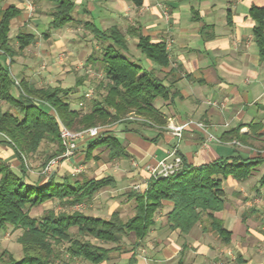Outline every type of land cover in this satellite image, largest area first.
<instances>
[{
  "label": "crops",
  "instance_id": "1",
  "mask_svg": "<svg viewBox=\"0 0 264 264\" xmlns=\"http://www.w3.org/2000/svg\"><path fill=\"white\" fill-rule=\"evenodd\" d=\"M69 1L74 4L73 21L63 29L52 30L56 1L0 0V16L11 6L20 10L11 21V45L18 50L19 37L30 36L33 41L22 51L23 58L45 60L51 73L47 75L49 79L57 76L56 85L48 87L66 89L63 86L69 71L66 67L73 63L64 60L65 66H58L55 56L60 51L68 52L70 57L87 55L89 60L94 50L110 44L99 41L94 30L112 28L125 35L128 56L133 61L147 70L159 71L160 77L167 78V85L169 72L175 78L173 95L155 104L168 119L165 126L145 118L148 122L125 118L123 122L103 126L124 147L120 157L112 159L106 148L95 149L89 157L88 140L76 158L54 169L52 176L60 178L58 181L63 177L74 182L113 180V186L102 189L86 202L90 211L87 215L108 220L119 213L123 220L131 219L137 207L134 194L147 189L146 168L163 159L174 146L194 167L221 160L260 162L246 179L220 177L226 205L215 217L231 234L230 238H223L212 229L207 217L187 235L180 230L172 231L168 214L173 203L163 201L155 224L141 246H135L134 240L130 249L113 251L117 257L112 263L264 264V60L254 36L257 22L251 14L253 8L264 10V0H142L141 6L133 0ZM139 35L148 37L152 44L166 46L168 68L153 65L144 57L137 48ZM13 36L16 43L12 42ZM83 40L94 41L90 50L87 44H81ZM101 57L90 66H101ZM6 64L14 78L20 72L15 69L16 58ZM21 76V80H28ZM83 80L81 76L75 86H81ZM68 102L73 111L87 112L83 111L84 102L74 104L69 99ZM189 120L202 124L204 129L191 126L181 140L167 129L170 122L184 124ZM233 130H239L245 141L231 139L229 134ZM0 158L18 171L20 162L2 135ZM82 161L86 163V172L74 174Z\"/></svg>",
  "mask_w": 264,
  "mask_h": 264
},
{
  "label": "trees",
  "instance_id": "2",
  "mask_svg": "<svg viewBox=\"0 0 264 264\" xmlns=\"http://www.w3.org/2000/svg\"><path fill=\"white\" fill-rule=\"evenodd\" d=\"M50 1L58 4L50 27L60 30L73 21L74 4L69 0ZM133 1L142 5V0ZM19 13V9L11 6L0 16V58H3L0 61V101L8 105L7 109L0 106V135L20 162L17 171L0 158V230L11 226L22 231L18 242L22 246L23 257L16 260L11 253L5 252L0 256V264H53L58 258L56 249L64 244H68L65 252L72 260L108 264L113 251L125 249L123 243L126 238L134 236L135 246H141L155 224L156 213L162 208L163 201L173 203V209L168 214L172 231L180 230L187 235L207 217L212 229L223 238H230L231 234L215 217V213L221 212L226 205L220 177L246 179L259 161L221 160L194 167L181 155L183 167L179 173L150 180L145 192L134 194L136 213L128 221H124L119 213L105 220L80 211H49L40 219L31 217L30 209L50 200H58L67 207L91 201L102 189L113 186V180L103 178L74 182L68 177H63L61 181L51 177L32 181L25 164L26 157L38 153L44 143L57 147L49 161L61 156L65 151L60 137L62 126L72 131H83L123 122L131 113L165 126L168 119L155 104L157 100H167L173 95L175 78L169 72L167 85V78L160 77L159 71L154 68L147 70L133 61L128 56V41L119 29L94 30L99 41L110 43L104 47L99 60L107 82L106 93L101 100H94L86 113L73 111L67 99L72 89L37 87L26 79L19 83L14 80L6 63H13L33 41L30 36L24 35L19 37L18 50L11 45V21ZM251 14L257 22L254 36L264 60V10L253 8ZM138 40L137 48L150 63L160 68L170 66L164 44H152L148 37L142 35L138 36ZM96 61L94 56L89 59L90 64ZM229 135L231 139L245 141L239 130H233ZM97 148H106L112 159L124 152L122 144L110 132L90 140L87 149L89 157ZM73 228L77 229L76 234L71 232ZM88 238L115 246L105 248ZM225 242L229 244L227 239Z\"/></svg>",
  "mask_w": 264,
  "mask_h": 264
},
{
  "label": "rangeland",
  "instance_id": "3",
  "mask_svg": "<svg viewBox=\"0 0 264 264\" xmlns=\"http://www.w3.org/2000/svg\"><path fill=\"white\" fill-rule=\"evenodd\" d=\"M64 28V27H63ZM62 28V29H63ZM12 42L16 43V36H13ZM91 42L94 43V41H88L83 40L81 44H87L88 48L90 50ZM15 45V44H13ZM96 47V46H95ZM105 47V46H104ZM104 47H102L100 50L96 51L94 50L93 56L96 59H99L104 51ZM17 49V48H16ZM60 54H57L55 58H58L57 65L58 66H65L66 62H69L72 65H68L69 71L65 74V80L63 81V86L66 89H72V93L68 95V99L71 102H74V104H79L81 102H84L85 106L83 107V111H89L90 107L92 106V102L94 100H101V97L106 93L105 84L107 83L104 79V74L101 70V66L98 67H91L89 60H86L89 58L87 55H84L81 58L77 57H70V54L68 52L63 53V51H60ZM100 52V54H99ZM24 53L22 52L20 56L16 57V70H20V72L17 74L16 70L14 71L16 73V76L14 75V80L16 83H19L21 81V75H25V77L28 79V81L34 83L37 87H48L50 85L55 86L57 81V76L52 75L54 79H49L47 76L48 72L47 68L49 65L46 64L45 60L40 59H28L27 57H24ZM39 58V57H38ZM65 60V63H62V61ZM25 69H22L23 67ZM51 69V68H50ZM22 70V71H21ZM47 72V73H45ZM23 73V74H22ZM51 74V73H50ZM49 74V75H50ZM85 75V77H83ZM84 78L82 81V85L76 87V81L80 78ZM62 84V82H60ZM18 86V85H17ZM16 86V87H17ZM17 89V88H16ZM14 89V93H17V90ZM91 94L90 98H87L86 95ZM0 106H2L4 109L8 108V105L4 104L0 101ZM134 114V113H132ZM136 115V114H134ZM133 115H129L126 117L128 119ZM87 142V141H86ZM82 144H85L84 142H81L78 147V151L76 154V157L79 154V151L81 150ZM57 150V147L51 146L47 143H44L40 151L36 153L33 156H29L25 158V164L28 168V172L30 177L32 178H43V180L46 178L45 175H43V171L45 169L46 164L49 162V158L53 155V153ZM75 157V158H76ZM81 168L82 171L86 172V163L81 162ZM53 177V176H52ZM58 178V177H57ZM50 179V178H49ZM60 178H58L59 180ZM82 205V206H81ZM80 207H67L63 206L58 200H53L51 202H46L42 206L35 207L33 209H30V215L31 217L40 219L49 211H54L56 213L60 212H68L73 213L75 211H80L84 214H88L89 211V205L87 203L81 204ZM125 221V220H124ZM73 234L77 233V229L73 228L71 230ZM22 235L21 230H16L11 226H7L5 229L0 230V256L5 253H11L16 260H21L23 257L22 252V246L18 242L19 237ZM88 240H91L94 244L104 246L105 248H113L115 245L111 244H103L102 242H98L94 239L88 238ZM135 240L134 236H131L129 238H126L123 243L124 250H128L132 247V243ZM68 247V244H64L60 247H58L56 250L58 252V258L55 259V262L53 264H89L83 260L80 259H71L69 255L65 252V249ZM123 250V251H124ZM114 257V258H113ZM116 255L112 252L110 254V262L108 264H113L112 262H115Z\"/></svg>",
  "mask_w": 264,
  "mask_h": 264
},
{
  "label": "built area",
  "instance_id": "4",
  "mask_svg": "<svg viewBox=\"0 0 264 264\" xmlns=\"http://www.w3.org/2000/svg\"><path fill=\"white\" fill-rule=\"evenodd\" d=\"M87 98L91 97V94L86 95ZM133 116L129 117V120L138 121V122H148L143 118L138 117L137 115L132 114ZM191 126H196L200 129H204V126L200 123H195L193 121H187L184 124H168V131L179 140L183 138V133L186 129L190 128ZM106 128L103 126H98L94 128H89L83 131H72L65 126H62L60 137L62 141V145L65 149L64 153L54 159H51L45 166L43 171V175L46 178H50L54 169L62 162H65L69 159H73L76 157L79 144L81 142H86L88 140H93L105 132ZM210 139L212 137L210 136ZM134 166L137 164L134 163ZM183 167V158L179 152L178 146L171 147L166 156L158 161L155 165L148 166L146 168L148 179L146 184L148 185L150 180H157L162 178L171 177L181 171ZM82 172V168L78 167L74 169V174H80ZM82 206V205H81ZM77 207H80L77 206Z\"/></svg>",
  "mask_w": 264,
  "mask_h": 264
}]
</instances>
